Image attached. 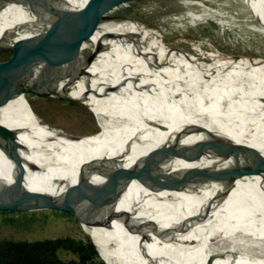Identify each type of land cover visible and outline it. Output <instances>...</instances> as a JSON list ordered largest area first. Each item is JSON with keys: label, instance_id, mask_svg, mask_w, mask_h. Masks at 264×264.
<instances>
[{"label": "bare ground", "instance_id": "bare-ground-1", "mask_svg": "<svg viewBox=\"0 0 264 264\" xmlns=\"http://www.w3.org/2000/svg\"><path fill=\"white\" fill-rule=\"evenodd\" d=\"M91 1L0 0V45L11 47L12 57L33 56L36 36L46 34L61 14L79 11ZM243 2L264 26V0ZM111 11L107 17L113 16ZM107 17L84 36L72 58L71 77L62 80L59 88L71 89L67 93L95 112L104 131L85 136L104 142L116 157L102 159L97 149L61 151L55 135L34 133V119H39L26 95H20L0 107V176L12 181L23 175L25 187L53 194L76 188L82 181L79 189L111 202L115 212L124 214L129 229L139 234L129 235L116 221L109 228L87 225L108 264H234L238 257L264 259V165H256L243 151L254 148L264 156L260 102L264 101V59L245 56L234 63L224 53L202 51L207 48L203 42L187 53L177 42L164 39L165 30L142 27L143 21L129 18L113 16L111 22ZM47 48L48 39L42 50ZM9 59L0 61V77L17 71ZM26 67V78L35 76L42 70V58ZM257 78L259 83L253 84ZM176 110L184 111L176 131L139 153L134 151L160 132ZM209 132L232 142L231 167L247 174L228 191L223 182L204 177L181 189L156 191L160 182L181 178L191 167L216 162L209 154L194 161L182 155L183 148L206 140ZM156 147L167 158L156 153ZM135 161L142 166L125 185L113 167ZM207 207L212 209L207 221L185 237L161 232L162 227L186 225ZM148 227L162 234L160 241L145 242L152 240ZM139 240L141 250H135ZM171 240L180 241L181 247L159 246Z\"/></svg>", "mask_w": 264, "mask_h": 264}, {"label": "water", "instance_id": "water-1", "mask_svg": "<svg viewBox=\"0 0 264 264\" xmlns=\"http://www.w3.org/2000/svg\"><path fill=\"white\" fill-rule=\"evenodd\" d=\"M134 1L137 0H93L79 11H73L70 14H61L53 22L50 30L46 34L36 36L33 42V56H27L23 53L22 55H16L9 59V61L16 64L17 71L14 75L0 77V107L4 106L12 98L20 95H26V98L29 99L32 96L42 99H72L67 93L71 89L64 90L63 88H59V85L62 80L71 77L72 58L80 51L84 36L94 29L102 19L107 17L112 9L127 5ZM249 9L253 12L251 7H249ZM46 39H48V48L43 51L42 47ZM40 58H42L43 61L42 70L35 76L26 78L28 73L26 64ZM183 114L184 111L182 110H176L170 113L169 120L166 125L163 126V129L157 132L155 136L146 140L145 143H139L134 148V151L139 153L143 151L149 143L156 144L159 139L176 131L179 124L182 122L179 116ZM29 115L32 117L31 114ZM32 118L35 117L33 116ZM32 128L35 134L55 135L56 138L54 141L59 146V149L65 153H68L71 147H76L80 152H88L92 151V149H97L102 159H113L116 157L104 142L94 137L79 136V138H76L65 133H58L57 131L59 130L48 127L46 124L40 123L37 119H34ZM250 150L251 151H249L248 148L243 149L248 158H254L252 160H254L256 165H264V156L254 148ZM154 151L160 154L162 158H167L160 147H156ZM233 153L234 145L230 140L224 136L209 132L206 140L183 148L182 155L187 160L194 161L205 154H209L213 156L212 158H214L216 162L203 166L191 167L181 178L160 182L156 187V191H161L164 188L181 189L194 179L203 177L214 178L223 182L228 191L231 189L236 179L247 174L236 171L231 167ZM12 157L14 159L17 158V154L12 153ZM136 161L130 166L122 164L121 166L113 167L125 185L132 181V175L142 166V162L138 163ZM86 168L87 167H85L84 170ZM80 172L81 171H79V173ZM23 179V175L15 176L12 181L0 176V211L56 209L66 212L79 220V224L83 227L99 253L100 251L96 239L89 234L87 225H92L93 228L96 226L109 228V225L116 221L118 222L119 228L126 231L129 235L133 236L134 234H139L129 229L124 214L115 212L111 207V202L79 189L83 184L82 181V184L81 182L80 184L78 183L79 185L77 184L78 186L76 188H73V186H76L73 185L63 192L53 194L48 191L29 189L23 185ZM140 184L147 189L148 187L150 188L146 183ZM206 209L204 213L196 215L188 220L186 225L178 228L162 227L160 228L161 232L167 233L168 236L175 235L178 239L185 237L186 233L192 228L207 221L208 213L212 209L209 207ZM147 232L152 238V240H145L148 245L156 242V239L159 241L161 240L160 236H162V234L157 233L156 229L148 227ZM172 241L173 240L161 242L162 244L159 246L162 247L165 243H174ZM176 243L177 244H171L170 247H181L182 244L180 241ZM113 247L118 248L117 245ZM136 249L141 250L140 240L138 241V245L135 246V250ZM173 259L178 261V259ZM205 264H207V261H205ZM234 264H264V259L251 260L249 258L238 257L235 259Z\"/></svg>", "mask_w": 264, "mask_h": 264}, {"label": "rangeland", "instance_id": "rangeland-1", "mask_svg": "<svg viewBox=\"0 0 264 264\" xmlns=\"http://www.w3.org/2000/svg\"><path fill=\"white\" fill-rule=\"evenodd\" d=\"M111 12L116 18H129L138 23L143 21V25L139 23L142 27L150 25L152 30L167 31L164 39L177 42V47L187 53L203 42L207 48L202 51L224 53L234 63L245 56L264 59V26L243 0H137ZM113 16L107 17V20L112 22ZM0 47L7 49L8 59L12 57L11 47ZM255 80L253 84L259 83V78ZM68 95L72 99L33 96L28 99L39 122L59 130L58 133L78 138L97 132L100 135L104 129L101 130L95 112L84 100L77 99L72 93ZM260 102L264 104V101ZM222 111L218 109L217 112L223 115ZM66 236L89 239L79 220L60 210L0 211V239L37 240ZM99 254L100 257L89 264H98L101 260L108 264L105 257ZM59 255L65 261L77 257L66 250H61Z\"/></svg>", "mask_w": 264, "mask_h": 264}, {"label": "trees", "instance_id": "trees-1", "mask_svg": "<svg viewBox=\"0 0 264 264\" xmlns=\"http://www.w3.org/2000/svg\"><path fill=\"white\" fill-rule=\"evenodd\" d=\"M7 49L0 47V61L8 59ZM61 250L71 251L76 258L63 260ZM100 257V254L90 240L76 239L70 236L17 240L0 239V264H89ZM98 264H105L99 261Z\"/></svg>", "mask_w": 264, "mask_h": 264}]
</instances>
